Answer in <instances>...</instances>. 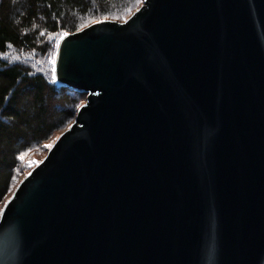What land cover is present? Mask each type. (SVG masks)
Here are the masks:
<instances>
[{
  "label": "water",
  "instance_id": "obj_1",
  "mask_svg": "<svg viewBox=\"0 0 264 264\" xmlns=\"http://www.w3.org/2000/svg\"><path fill=\"white\" fill-rule=\"evenodd\" d=\"M86 95L0 216V264H264V0H145L59 41Z\"/></svg>",
  "mask_w": 264,
  "mask_h": 264
},
{
  "label": "trees",
  "instance_id": "obj_2",
  "mask_svg": "<svg viewBox=\"0 0 264 264\" xmlns=\"http://www.w3.org/2000/svg\"><path fill=\"white\" fill-rule=\"evenodd\" d=\"M141 1L0 0V209L20 184V152L40 151L84 104L53 79L59 38L100 18L121 22Z\"/></svg>",
  "mask_w": 264,
  "mask_h": 264
},
{
  "label": "rangeland",
  "instance_id": "obj_3",
  "mask_svg": "<svg viewBox=\"0 0 264 264\" xmlns=\"http://www.w3.org/2000/svg\"><path fill=\"white\" fill-rule=\"evenodd\" d=\"M145 0L141 1V2H138L135 4V7L137 10L140 6H142V3L144 2ZM132 15V14H129L126 15L123 20L121 22H124L126 21L129 16ZM104 20H108V18H100L96 21H91L90 25L93 24V23H97V22H100V21H104ZM89 26V25H88ZM87 27V26H85ZM83 27V28H85ZM82 28V29H83ZM61 40V38H59L58 40V44H59V41ZM57 48H58V45H57ZM55 61H56V55L54 58H52L50 61H49V64H50V69H55ZM43 62V61H41ZM46 65V64H45ZM85 95V94H84ZM86 96V95H85ZM86 98L84 99L83 103H85L86 101ZM64 131V130H62ZM62 131H59L54 137H52L48 142L44 143L42 149L40 151H37V152H30V153H26L24 158L22 159V164H23V168H22V175H21V179H20V182L37 166L39 165L43 160L44 158L47 156L49 150L52 148L53 144L55 143V141L57 140L58 136L60 135V133ZM45 145H51L50 147H45ZM17 188V187H16ZM16 188L10 193V195L7 197V201L11 198V196L13 195L14 191L16 190ZM6 201V203H7ZM5 203V204H6ZM5 204L2 205L1 209H0V216L2 215V212H3V209L5 207Z\"/></svg>",
  "mask_w": 264,
  "mask_h": 264
},
{
  "label": "snow or ice",
  "instance_id": "obj_4",
  "mask_svg": "<svg viewBox=\"0 0 264 264\" xmlns=\"http://www.w3.org/2000/svg\"><path fill=\"white\" fill-rule=\"evenodd\" d=\"M53 79H55V69H53ZM51 145H45V147H50ZM25 152H20V154H19V159H23L24 158V156H25ZM13 179H15L14 177H13Z\"/></svg>",
  "mask_w": 264,
  "mask_h": 264
}]
</instances>
